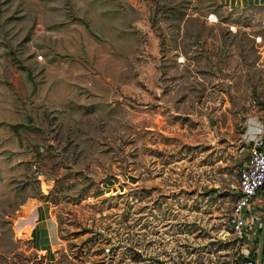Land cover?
I'll use <instances>...</instances> for the list:
<instances>
[{
  "label": "rangeland",
  "instance_id": "obj_1",
  "mask_svg": "<svg viewBox=\"0 0 264 264\" xmlns=\"http://www.w3.org/2000/svg\"><path fill=\"white\" fill-rule=\"evenodd\" d=\"M251 117L264 0H0V264H242Z\"/></svg>",
  "mask_w": 264,
  "mask_h": 264
},
{
  "label": "built area",
  "instance_id": "obj_2",
  "mask_svg": "<svg viewBox=\"0 0 264 264\" xmlns=\"http://www.w3.org/2000/svg\"><path fill=\"white\" fill-rule=\"evenodd\" d=\"M248 123V122H247ZM251 129L243 133L242 141L246 154L238 171V185L232 204L229 225L240 239H249L253 253H246L242 264H256L260 244L264 214V119L251 117ZM247 129V127H246ZM103 253H112L111 244L103 248ZM157 264H186L182 258L168 256Z\"/></svg>",
  "mask_w": 264,
  "mask_h": 264
},
{
  "label": "crops",
  "instance_id": "obj_3",
  "mask_svg": "<svg viewBox=\"0 0 264 264\" xmlns=\"http://www.w3.org/2000/svg\"><path fill=\"white\" fill-rule=\"evenodd\" d=\"M239 1L247 3L249 1H259V0H239ZM236 191H237V186L232 192L234 195V199H235ZM263 194H264V191H263ZM263 202H264V199H263ZM37 210H38L37 216H36L37 221H36L35 228L33 230L35 231L34 232L35 238H36L35 244L39 252L49 253L54 248V246H56V244L58 243V232H57L56 220L52 216L51 212L46 210L45 208L38 207ZM231 210H232V207H231ZM259 210H260L259 212L264 214V208L261 207V209ZM230 216H231V212L228 218V228L231 230L230 225H229ZM241 240H243L240 243L241 252H243L244 255L246 253H253L254 251L250 250L251 246L249 245V242H250L249 239L246 238V239H241Z\"/></svg>",
  "mask_w": 264,
  "mask_h": 264
},
{
  "label": "water",
  "instance_id": "obj_4",
  "mask_svg": "<svg viewBox=\"0 0 264 264\" xmlns=\"http://www.w3.org/2000/svg\"><path fill=\"white\" fill-rule=\"evenodd\" d=\"M263 252H264V220L261 228V238H260V244L257 251V261L256 264H262L263 260Z\"/></svg>",
  "mask_w": 264,
  "mask_h": 264
}]
</instances>
